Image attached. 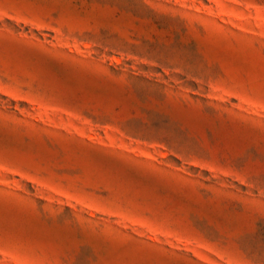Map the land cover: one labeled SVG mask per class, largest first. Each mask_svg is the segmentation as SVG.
<instances>
[{"label": "rangeland", "instance_id": "rangeland-1", "mask_svg": "<svg viewBox=\"0 0 264 264\" xmlns=\"http://www.w3.org/2000/svg\"><path fill=\"white\" fill-rule=\"evenodd\" d=\"M0 264H264V0H0Z\"/></svg>", "mask_w": 264, "mask_h": 264}]
</instances>
